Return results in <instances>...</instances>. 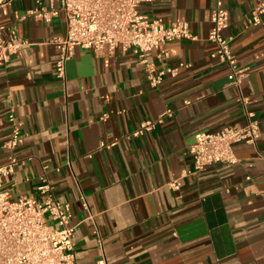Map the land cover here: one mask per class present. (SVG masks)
Instances as JSON below:
<instances>
[{
    "label": "crops",
    "instance_id": "1",
    "mask_svg": "<svg viewBox=\"0 0 264 264\" xmlns=\"http://www.w3.org/2000/svg\"><path fill=\"white\" fill-rule=\"evenodd\" d=\"M258 1L142 3L140 13L187 21L199 37L166 44L167 59L149 53L157 68L192 64L159 87L150 84L138 58L121 48L96 56L76 47L60 79L59 50L49 41L66 33L64 14L52 23L19 20L33 0H14L6 15L0 8V25L15 24L31 42L0 68V164L10 154L20 161L3 188L13 198L36 195L48 166L56 198L71 203L77 264H97L103 255L107 264H264V30L247 25ZM218 5L229 10L226 34L234 37L238 64L248 68L242 91L253 100L261 136L256 147L234 145L238 163L211 164L192 175L187 172L194 166L191 147L198 132L245 123L227 65L210 56L216 48L208 39L211 13ZM11 106L25 134L12 152L3 146L11 135ZM168 108L174 116L155 130L110 145ZM101 142L107 146L99 147ZM79 188L96 213L103 247L86 219Z\"/></svg>",
    "mask_w": 264,
    "mask_h": 264
},
{
    "label": "built area",
    "instance_id": "2",
    "mask_svg": "<svg viewBox=\"0 0 264 264\" xmlns=\"http://www.w3.org/2000/svg\"><path fill=\"white\" fill-rule=\"evenodd\" d=\"M14 0H0L2 13L6 15ZM34 6L19 20L31 17L45 23L52 21L61 13L67 22L64 35L53 37L49 43L59 50L56 62V75L65 80L66 63L73 56L74 49L81 47L102 56L106 50L110 54L117 48L131 51L143 64L147 78L153 87H159L166 77H176L182 68H190V62L181 61L176 65L157 68L149 53L157 51V59H167L170 52L166 44L188 39L198 40L189 22L166 21L162 17H150L142 14L139 7L144 2L153 0H33ZM264 0L258 1L251 13L248 26H260L264 30ZM212 27L208 39L216 48L210 53L228 67V85L236 87L245 123L222 127L215 132H198L195 143L191 147L194 166L187 173L200 175L208 165L215 163L236 164L239 162L234 145L240 142L256 147L261 136L260 119L252 107L253 100L242 91L243 79L248 68L238 64L233 50L234 37L227 35L229 26V10L216 6L211 13ZM6 34H3V31ZM31 42L18 35L17 26L0 25V68L7 65L12 55ZM174 111L166 109L155 119H145L140 125L123 137H118L110 145L121 138L131 139L145 135L162 125L166 119L172 118ZM104 113L101 120H106ZM8 120L12 125L11 135L3 146L14 151L24 142L23 122L15 115V107L11 106ZM107 146L101 142L99 147ZM20 163L18 158L10 154L5 163L0 164V264H77L75 253V229L72 224V207L70 202L60 201L55 195V184L47 176L48 166L40 176L37 194L13 198L10 191L3 188ZM67 166L73 173L72 161ZM57 171L60 167L56 168ZM251 177L247 176V180ZM177 188L176 183L171 184ZM37 195H40L38 197ZM79 201L86 211V219L92 223L94 232L100 237L96 222V213L92 210L85 194L79 188ZM103 247L101 237L98 239ZM103 249V248H102ZM97 264H107L103 255Z\"/></svg>",
    "mask_w": 264,
    "mask_h": 264
}]
</instances>
